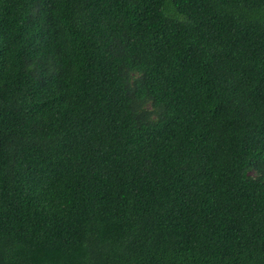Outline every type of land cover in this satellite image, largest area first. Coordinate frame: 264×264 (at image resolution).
Wrapping results in <instances>:
<instances>
[{"label": "trees", "instance_id": "1", "mask_svg": "<svg viewBox=\"0 0 264 264\" xmlns=\"http://www.w3.org/2000/svg\"><path fill=\"white\" fill-rule=\"evenodd\" d=\"M0 264H264V0H0Z\"/></svg>", "mask_w": 264, "mask_h": 264}]
</instances>
